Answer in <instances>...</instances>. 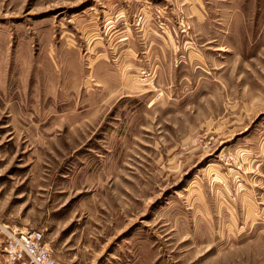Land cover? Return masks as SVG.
<instances>
[{"label":"rangeland","instance_id":"1","mask_svg":"<svg viewBox=\"0 0 264 264\" xmlns=\"http://www.w3.org/2000/svg\"><path fill=\"white\" fill-rule=\"evenodd\" d=\"M0 227L264 264V0H0Z\"/></svg>","mask_w":264,"mask_h":264},{"label":"built area","instance_id":"2","mask_svg":"<svg viewBox=\"0 0 264 264\" xmlns=\"http://www.w3.org/2000/svg\"><path fill=\"white\" fill-rule=\"evenodd\" d=\"M0 264H60L41 231L0 227Z\"/></svg>","mask_w":264,"mask_h":264}]
</instances>
